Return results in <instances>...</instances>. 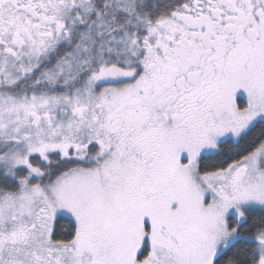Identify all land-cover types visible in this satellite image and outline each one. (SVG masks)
Returning a JSON list of instances; mask_svg holds the SVG:
<instances>
[{
  "label": "snow or ice",
  "instance_id": "1",
  "mask_svg": "<svg viewBox=\"0 0 264 264\" xmlns=\"http://www.w3.org/2000/svg\"><path fill=\"white\" fill-rule=\"evenodd\" d=\"M0 264H264V0H0Z\"/></svg>",
  "mask_w": 264,
  "mask_h": 264
}]
</instances>
